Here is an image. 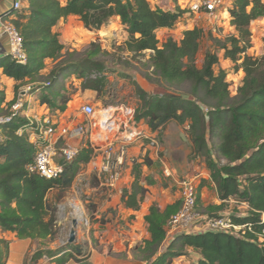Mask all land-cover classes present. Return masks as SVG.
<instances>
[{"label":"trees","instance_id":"16d2710c","mask_svg":"<svg viewBox=\"0 0 264 264\" xmlns=\"http://www.w3.org/2000/svg\"><path fill=\"white\" fill-rule=\"evenodd\" d=\"M22 8L3 15V19L19 31L27 55L20 64L8 55L0 57L3 75L13 80V99L8 101L6 89H0V229L20 240L55 241L59 235L58 204L72 188L83 167L89 163L92 150L83 145L75 159L60 163L62 174L47 179L32 170L36 146L30 140L35 124L26 116L33 106L45 107L50 115L61 116L81 90L90 89L89 82L74 87L71 78L90 80L84 68L96 67L102 54L98 43L91 44L86 59L65 52L61 32L56 28L69 17L78 18L89 31L118 18L128 39L124 49L134 56L149 57V81L158 79L167 90L151 95L139 84L135 93L141 102L135 120L142 121L151 133L159 132L171 122L186 129L192 145L191 158H203L210 179L217 189L220 205L204 207L202 192L207 186L201 179L197 190L200 214L212 216L225 212L231 200L247 206L246 214L230 215L234 224L249 226L243 237L226 232L206 231L176 236L166 246V226L181 208L177 200L161 209L153 203L145 217L150 238L133 251L135 260L145 264H174L186 256L188 249L197 250V264H264V55L251 54L252 24L264 18V0H234L229 8L234 35L224 41L212 31L195 26L185 28L180 40L168 37L161 42L158 32L175 29L191 19L188 8L174 10L153 7L148 0H20ZM11 0H0V7L11 6ZM6 9V10H7ZM209 37L223 52L224 59L236 65L244 77L236 94L224 70H216L218 54L207 52L202 67L197 58L202 42ZM48 62L54 67L46 74ZM73 85L72 90L70 86ZM29 88L28 92L24 89ZM27 95L31 100L14 107ZM149 154L136 161L130 171L132 181L124 189L121 203L128 210L140 211L148 198L153 180L144 176V168H152ZM58 191L56 201L49 194ZM107 215L94 222L108 224ZM10 241L0 239V264H7ZM55 257L57 264H91V252L82 245L56 250H38L30 264L44 257ZM126 257V256H124Z\"/></svg>","mask_w":264,"mask_h":264},{"label":"rangeland","instance_id":"374dc122","mask_svg":"<svg viewBox=\"0 0 264 264\" xmlns=\"http://www.w3.org/2000/svg\"><path fill=\"white\" fill-rule=\"evenodd\" d=\"M60 1L63 2L64 0ZM218 23V28L215 33L212 31L207 22L201 21L195 25L205 29L206 31H212L214 37L223 41L234 35L235 30L229 23H227L225 17L221 16ZM185 25L186 22L179 24L174 29V33H171L170 37L180 40L183 35V27ZM59 31H61V41L65 45V52L78 54V59L81 61L86 59V54L88 50L91 49L92 43L96 42L102 48V54L98 57V59H96L97 62L94 65L101 68H84V71L91 75L90 80L82 81L71 78L68 81L67 86L73 83L74 87L76 86L81 88L85 82H89L88 84L90 85V89H88V94L94 97V100L91 101L92 104L119 106L125 120L130 125H133L137 128L136 130H139L142 133L145 132V136L151 135L149 129L142 121L133 120L135 111L141 105V102L135 93V84H139L151 95H160L167 90V87L160 84L155 76H153L155 81L152 82L148 80L147 76L152 71L151 69H148V56L143 57L139 55L137 57L125 51L124 43L128 39V34L125 32V29L121 25L119 19L112 18L106 21L100 30L89 31L84 27L78 18H73L70 22L59 28ZM167 34L169 33L159 34L161 42L168 38ZM252 36L253 47L251 49V54L255 56L264 55V18H261L252 24ZM209 51L218 54L220 63L216 67V70L218 71L222 69L226 72L227 80L231 82V92L235 95L237 88L241 85L244 77L243 72L238 71L236 65L231 61L224 59L223 52L214 46L213 41L209 37L202 42L201 51L197 58L199 68L202 67L205 54ZM53 67L54 64L52 62H48L46 74H48ZM72 88L73 85L70 86V90H72ZM28 90L29 88L24 89L25 94ZM91 91H93V93ZM25 94L22 96L23 98L21 99V103L29 102L31 100ZM8 96L11 99L13 93H7V98ZM82 106L83 105L80 102L72 105V111L74 112L72 119H76L78 123H82L84 121V117L80 114ZM37 109V106H33L31 113H34V110L36 111ZM36 114L42 115L43 113ZM56 117L57 119H60L59 116L56 115ZM61 119V124L66 127L71 118L64 117V115H62ZM169 126L174 136L171 137L172 141L171 143L166 144V147L163 137L160 134L158 135L160 146L158 150L149 147L150 141L148 137L136 144L131 151L132 156L136 160H140L145 154H149L152 158L154 157V159H152L154 162L152 168H144V176L149 178V180L154 181V185L149 187L147 199L149 202H155L162 207L170 203L173 198H180L179 186L172 178L166 177L164 174L166 166H168L169 169L173 171L175 177L180 180L197 175H200L202 179H205L207 176L204 175V173L207 172V169L203 158H191L190 155L187 157L188 159H183L182 154L178 152L179 142L176 141L179 139V135L182 133L184 134L186 130L177 125L175 122H172ZM183 142L180 143L181 147L188 150L190 145L188 146L187 144L190 143L185 142L186 144H183ZM183 145H187L188 147H184ZM63 147H65L64 140L61 141L59 149ZM169 148H172L174 151L173 159L169 155ZM56 161L58 164L63 161L60 153L56 158ZM131 181L132 178L130 179V177L125 174L119 190L122 191L127 188ZM58 195V191L51 192L49 194V200L56 201ZM120 195L121 192L118 193L117 191V193H114L112 197H109L110 202ZM108 196L109 194L106 190L100 189L99 183L95 178L89 177L84 170L81 171L72 188L67 192L65 198L58 204V238H61L63 242H66L69 239V231L72 228V222L76 220L79 222L76 230V245L84 246L87 252L97 250L101 253L105 252V254L111 253L114 258L123 259L124 256H126L125 253H117L116 251L118 248V237L115 233L118 229L119 223L116 222L110 227H105V225L99 223L104 227L99 226L97 228L96 225L98 222H94L97 218L96 216L101 218L106 215L105 213H107L109 209L112 208L105 203L107 202ZM212 197L213 192L211 191L209 198ZM146 203L148 205L147 201ZM234 212L237 214H246L247 207L231 202L227 205L224 213L232 214ZM119 229L120 231H123L122 227ZM129 245L130 243H126L127 250L129 249ZM187 262L188 263L185 261V264H189V260H187Z\"/></svg>","mask_w":264,"mask_h":264},{"label":"built area","instance_id":"2783aa9c","mask_svg":"<svg viewBox=\"0 0 264 264\" xmlns=\"http://www.w3.org/2000/svg\"><path fill=\"white\" fill-rule=\"evenodd\" d=\"M232 3L231 0H197L188 7L192 19L190 26L195 27L196 23L204 21L215 33L221 16L225 17L227 23L230 24L228 10ZM20 8H22L20 0H13L11 7L0 14V30L8 42V48L4 51V55L10 56L12 60L20 64H26L27 55L19 31L13 24L3 19V15L6 13ZM190 26L189 28H192ZM21 106L20 100L14 109L17 110ZM80 114L84 117V121L70 128L61 124L62 115L59 116L60 119H57L55 115H50L47 112L42 115L27 113L28 119L35 124V131L30 135V140L36 146L35 165L32 170L47 179H55L64 170V167L56 161L59 153L64 161L71 162L81 147L87 145L92 150V156L82 171L84 170L89 177L95 178L100 189L106 190L109 197H112L117 191L122 195L124 189L120 191L119 187L123 176L127 174L131 179L132 165L136 161H141V159L136 160L132 156L131 151L134 146L149 137V147L158 150L160 147L159 134L150 132L151 135L145 136V132L136 130L137 128L125 120L117 105L103 106L102 104L87 103L81 107ZM9 120L3 119L0 122L5 123ZM133 120L137 121L135 114ZM77 138L81 140L80 147L72 144V141ZM62 140L65 141V147L59 149ZM164 174L166 177L172 178L179 186V199L182 202L180 210L170 218L165 228V242L169 243L180 234L206 231L226 232L242 238L246 230H251L249 226L234 224L230 218L231 214L222 213L212 217L196 211L197 190L202 179L200 175L180 180L175 177L168 166L165 167ZM231 202L237 203L234 200L228 203Z\"/></svg>","mask_w":264,"mask_h":264},{"label":"crops","instance_id":"0c3cea01","mask_svg":"<svg viewBox=\"0 0 264 264\" xmlns=\"http://www.w3.org/2000/svg\"><path fill=\"white\" fill-rule=\"evenodd\" d=\"M65 1L66 0H64L63 3ZM148 1L153 7L158 6L166 10H174L176 6H180L182 9H186L192 3L196 2L197 0H148ZM6 9H7V6H1L0 14L3 13ZM73 18H76V17L71 16L66 21H61L59 26L56 29L59 31V28H61L62 26L70 22V20ZM184 22H186V25L183 28L184 29L189 28L191 19L183 21V23ZM160 33H169L167 34V36L170 37L171 33L172 34L174 33V29H162L158 32V35ZM7 48H8L7 39L6 37L2 35V32L0 30V57L4 55V51ZM14 84L15 83L13 82V80L6 78L3 75L2 70L0 69V89H6L7 93L9 92L13 93ZM88 92L89 90H85V91L80 90L75 96V99H73V101L69 104V107L66 113L63 114L64 117L71 118L70 121L68 122V125H67L68 127L73 128L74 126L78 124V121L76 119H72V115L74 114V112L72 111V105L78 102L84 105L87 103H91V101L94 100V97L90 96ZM91 92L93 93V91ZM8 99H9L8 101L12 100L13 96L11 99L8 96ZM31 112L30 114L34 115V113L42 114L46 111H45V107H38L36 111L34 110V113H31ZM170 124H172V122ZM170 124H168L167 127L163 129L161 132V135L165 142V147H166V144L171 143L172 141L171 137L174 136L173 132L170 129V126H169ZM156 133L159 134V132H155L154 134ZM178 138L179 139L176 141V142H179L178 152H180V154H182L183 156V159H185L192 154V145L189 142L186 132H184V134L182 133L181 135H179ZM183 141H185L186 143L187 142L190 143V144H187L188 146L190 145V147L185 145L188 147V150L181 147L180 143ZM185 142H183V144ZM72 144L74 146L80 147L81 140L78 138L74 139L72 141ZM169 155L173 159L174 151L172 150V148L171 149L169 148ZM152 159H154V157ZM206 173H204V175H207L205 177L207 181V186L203 189V192H202V204L204 207H207L210 205H220L221 201L219 199L217 189L210 179L209 172L207 171ZM211 191L213 192V197L209 198V194ZM177 200H179V197L173 198V200L170 203L166 204L164 207L160 206L159 204L158 205L161 207V209H165L167 205L174 203ZM146 201L148 202V205ZM146 201L145 203L142 204L140 211H133V210H128L124 207V205L121 203V196L113 199L112 202H110L109 196H108L107 202L105 203H107L109 207H112V208L114 207V208L109 209L107 213H105L107 215V218L110 220L109 223L105 225V227H110L114 225L116 222L119 223L118 229L115 233L116 236L118 237V248L116 251L117 253L124 252L126 257H124L123 259H117V258L112 257L111 253L105 254V252L101 253L97 250H92L91 258L89 260L90 263L92 264H145L143 262L135 260V258L133 257V251L140 246L142 241L150 238V234L148 232V226H147V223L145 222V217L148 214L150 206L155 202H149L148 199ZM96 217L99 218L98 216ZM96 226L97 228L99 226L104 227V226H101L99 223H97ZM120 227L123 228V231H120L119 229ZM0 239L8 240L11 243L9 259H8L7 264H30L33 255L38 250H41V249L42 250H56L62 247L65 243L61 240V238H58V237L53 242L52 241L31 240V239L20 240L16 237L14 233L6 232L1 229H0ZM126 243H130L128 250L126 248ZM167 244L168 242H165L164 246H166ZM199 258H200V253L197 250L188 249L187 255L176 259L174 264H185V261L186 263H188L187 260H189V264H197V261ZM39 264H57V263H56L55 257L46 256L44 257L43 260L40 261ZM69 264H75V263L70 262Z\"/></svg>","mask_w":264,"mask_h":264},{"label":"water","instance_id":"95a60500","mask_svg":"<svg viewBox=\"0 0 264 264\" xmlns=\"http://www.w3.org/2000/svg\"><path fill=\"white\" fill-rule=\"evenodd\" d=\"M212 217H215V215H212ZM79 225V222L74 220L72 222V228L69 231V239L64 243L65 247H69L72 245H75L76 243V230Z\"/></svg>","mask_w":264,"mask_h":264}]
</instances>
